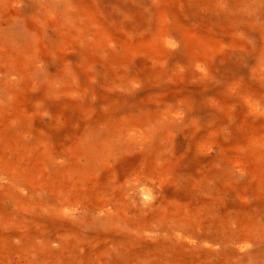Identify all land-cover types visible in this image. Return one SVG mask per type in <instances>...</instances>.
Here are the masks:
<instances>
[{
    "label": "rangeland",
    "instance_id": "obj_1",
    "mask_svg": "<svg viewBox=\"0 0 264 264\" xmlns=\"http://www.w3.org/2000/svg\"><path fill=\"white\" fill-rule=\"evenodd\" d=\"M0 264H264V0H0Z\"/></svg>",
    "mask_w": 264,
    "mask_h": 264
},
{
    "label": "bare ground",
    "instance_id": "obj_2",
    "mask_svg": "<svg viewBox=\"0 0 264 264\" xmlns=\"http://www.w3.org/2000/svg\"><path fill=\"white\" fill-rule=\"evenodd\" d=\"M54 134V133H53ZM47 136V135H46ZM51 136V135H50ZM47 137H49V136H47ZM14 183V182H13Z\"/></svg>",
    "mask_w": 264,
    "mask_h": 264
}]
</instances>
